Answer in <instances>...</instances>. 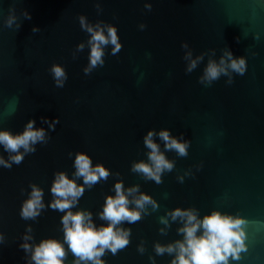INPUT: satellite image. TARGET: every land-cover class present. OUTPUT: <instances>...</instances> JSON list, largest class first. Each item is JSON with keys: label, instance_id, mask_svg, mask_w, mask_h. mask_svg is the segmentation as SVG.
Segmentation results:
<instances>
[{"label": "water", "instance_id": "1", "mask_svg": "<svg viewBox=\"0 0 264 264\" xmlns=\"http://www.w3.org/2000/svg\"><path fill=\"white\" fill-rule=\"evenodd\" d=\"M81 18L105 35L115 28L121 45L115 53L103 45V63L91 68ZM227 52L244 58L243 74L202 81L209 61L227 60ZM53 66L65 73L62 86ZM29 121L45 131L34 151L20 149L17 164L0 146L11 164L0 165V264H34L32 248L45 240L63 244V264H73L61 217L89 212L97 228L106 226L100 213L117 183L137 189L130 201L144 194L155 207L118 225L129 230L128 244L105 250L104 264H171L175 253L155 249L183 239L180 219L169 215L175 209L243 219L245 250L229 264H264V0H0V131L19 135ZM162 130L188 147L181 156L153 135L173 163L157 183L133 165L149 163L144 138ZM77 153L107 178L83 185L74 175ZM57 173L85 189L69 210L49 207ZM33 186L44 207L24 219Z\"/></svg>", "mask_w": 264, "mask_h": 264}, {"label": "clouds", "instance_id": "2", "mask_svg": "<svg viewBox=\"0 0 264 264\" xmlns=\"http://www.w3.org/2000/svg\"><path fill=\"white\" fill-rule=\"evenodd\" d=\"M9 25L12 23L9 20ZM81 25L91 34L90 43V68L97 64H102L103 45L112 44L113 53L118 51L121 45L118 42L115 28L109 27L107 35L104 29L99 26L93 28L85 24L84 18H81ZM80 47H83L82 45ZM184 47H187L184 45ZM188 53L186 58L190 57ZM221 57L219 63L209 61L205 68L202 81H214L221 75H228L229 70L239 74L245 71L244 58H234L231 52L225 53ZM201 57L190 60L188 71L196 67L197 61ZM90 69H85L87 73ZM52 72L58 86H62L65 78L63 69L59 66H53ZM35 122L29 121L23 133L12 135L6 131H0V146L9 153H16L10 156L13 163H20L24 153L34 151L37 142H42L45 138L44 129H36ZM158 135L165 142L166 150H175L179 155L187 154V143H182L172 138L167 130H162L158 134L149 131L144 138L145 146L150 150L148 153L149 163L139 162L133 165V171L140 172L146 178L160 182V175L173 168V163L166 159L165 155L160 151L159 145L156 144L152 137ZM24 150V153L20 152ZM0 165L10 167L11 164L0 158ZM76 168L75 176L83 178V185L91 186L100 179H105L109 175V171L102 165H92L90 157L84 153H77L74 160ZM77 185L75 180H70L64 173H57L50 189L53 194V201L49 207L60 211L69 210L76 205L78 198L84 192V186ZM115 196L106 197L105 204L100 218L107 221L106 226L97 228L92 221L91 213L78 211H66L61 217V224L64 231V242L68 245V249L77 258L73 264H104L100 259L105 250L111 251L113 254L118 249L128 244L129 230L118 227L123 221L135 222L141 218V211L146 204H152L154 201L144 194L133 201L128 196L137 189L123 188L122 183L114 186ZM42 190L33 186L30 198L26 200L21 207V217L24 219L35 218L39 215L40 209L44 207L42 202ZM134 204V208L129 205ZM171 219L175 221L180 219L182 227L178 229L183 234V239L176 241L172 245L166 247L156 245L157 254L168 252L175 253L171 264H229V259H239V253L245 250V233L242 225L245 221L238 217L224 215L220 212H212L211 214L199 218L194 210L175 209L169 213ZM162 223L167 224V220L162 219ZM2 239V237H0ZM28 239V237H26ZM28 250L29 245H22ZM142 250V249H141ZM66 252L63 244L55 240L41 241L39 245L32 248V260L34 264H63Z\"/></svg>", "mask_w": 264, "mask_h": 264}]
</instances>
